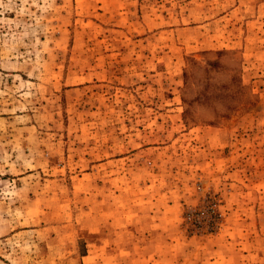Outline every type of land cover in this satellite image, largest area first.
I'll return each instance as SVG.
<instances>
[{
	"label": "rangeland",
	"instance_id": "374dc122",
	"mask_svg": "<svg viewBox=\"0 0 264 264\" xmlns=\"http://www.w3.org/2000/svg\"><path fill=\"white\" fill-rule=\"evenodd\" d=\"M0 264H264V0H0Z\"/></svg>",
	"mask_w": 264,
	"mask_h": 264
},
{
	"label": "trees",
	"instance_id": "16d2710c",
	"mask_svg": "<svg viewBox=\"0 0 264 264\" xmlns=\"http://www.w3.org/2000/svg\"><path fill=\"white\" fill-rule=\"evenodd\" d=\"M210 217L212 218V217H213V215H210Z\"/></svg>",
	"mask_w": 264,
	"mask_h": 264
}]
</instances>
